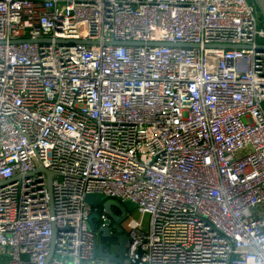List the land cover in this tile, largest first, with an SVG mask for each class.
Wrapping results in <instances>:
<instances>
[{
  "label": "built area",
  "instance_id": "1",
  "mask_svg": "<svg viewBox=\"0 0 264 264\" xmlns=\"http://www.w3.org/2000/svg\"><path fill=\"white\" fill-rule=\"evenodd\" d=\"M262 18L254 0H0V264H109L89 194L150 218L128 264H264Z\"/></svg>",
  "mask_w": 264,
  "mask_h": 264
},
{
  "label": "water",
  "instance_id": "2",
  "mask_svg": "<svg viewBox=\"0 0 264 264\" xmlns=\"http://www.w3.org/2000/svg\"><path fill=\"white\" fill-rule=\"evenodd\" d=\"M264 18V0H254ZM169 46V45H167ZM213 47V46H212ZM215 48L220 49H243L244 47L241 46H214ZM261 48L264 49V46ZM46 173L49 178V189H50V195H51V205L53 209V188H52V179H53V173L48 172L44 168H40L38 170V173ZM85 202L87 205L95 208H102L112 219L113 226L112 228H101L99 229L101 233L102 239H115L117 240L115 244V253L113 255H107L104 253V243L96 244V248L94 251V259L96 260L98 257L100 258H108L109 264H122L126 258L127 255V245L129 243V236L123 232V230L120 227V223L123 221V219L128 215V213L134 212L137 207L134 203L128 201V202H122L120 199H109L108 197L101 195V194H89L85 198ZM116 210H119L120 214H117L115 212ZM93 220H100V217L96 214L92 218ZM116 233L114 236L111 234V232ZM56 237H57V228L55 224L53 225V242L51 247V256L54 253L55 243H56ZM91 264H100V263H91Z\"/></svg>",
  "mask_w": 264,
  "mask_h": 264
},
{
  "label": "rangeland",
  "instance_id": "3",
  "mask_svg": "<svg viewBox=\"0 0 264 264\" xmlns=\"http://www.w3.org/2000/svg\"><path fill=\"white\" fill-rule=\"evenodd\" d=\"M263 17V16H262ZM262 22L264 24V18H262ZM115 212L117 214H120L119 210L115 209ZM132 220L136 221H143L144 229L148 230L150 226V218L148 216L142 217V215L139 213V211L136 209L134 212L128 213V215L123 219V221L120 223V227L125 233H129L128 225ZM110 244H114L117 242L115 239H108ZM122 264H128V261L125 259Z\"/></svg>",
  "mask_w": 264,
  "mask_h": 264
},
{
  "label": "trees",
  "instance_id": "4",
  "mask_svg": "<svg viewBox=\"0 0 264 264\" xmlns=\"http://www.w3.org/2000/svg\"><path fill=\"white\" fill-rule=\"evenodd\" d=\"M94 226L97 227L98 226V222L95 221Z\"/></svg>",
  "mask_w": 264,
  "mask_h": 264
},
{
  "label": "crops",
  "instance_id": "5",
  "mask_svg": "<svg viewBox=\"0 0 264 264\" xmlns=\"http://www.w3.org/2000/svg\"><path fill=\"white\" fill-rule=\"evenodd\" d=\"M101 241V240H100Z\"/></svg>",
  "mask_w": 264,
  "mask_h": 264
}]
</instances>
